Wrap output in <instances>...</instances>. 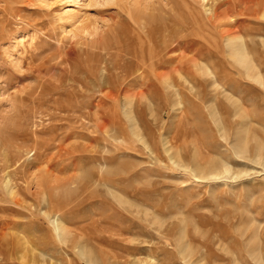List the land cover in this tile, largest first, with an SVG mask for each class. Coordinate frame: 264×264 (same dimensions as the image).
<instances>
[{
  "label": "rangeland",
  "instance_id": "rangeland-1",
  "mask_svg": "<svg viewBox=\"0 0 264 264\" xmlns=\"http://www.w3.org/2000/svg\"><path fill=\"white\" fill-rule=\"evenodd\" d=\"M0 264H264V0H0Z\"/></svg>",
  "mask_w": 264,
  "mask_h": 264
},
{
  "label": "bare ground",
  "instance_id": "bare-ground-1",
  "mask_svg": "<svg viewBox=\"0 0 264 264\" xmlns=\"http://www.w3.org/2000/svg\"><path fill=\"white\" fill-rule=\"evenodd\" d=\"M228 2V1H227ZM230 3V2H229ZM231 4V3H230ZM227 5V4H226ZM225 5V6H226ZM222 6V5H221ZM233 6V5H232ZM223 7V6H222ZM257 7V6H256ZM226 8V7H225ZM226 10H227V8H226ZM195 11V10H194ZM190 13H191V11H190ZM191 15V14H190ZM199 15V14H198ZM131 17V16H130ZM194 17V16H193ZM134 20V19H133ZM185 20V19H184ZM194 20H196L195 19V17H194ZM201 20V19H200ZM152 21V20H151ZM156 21V20H155ZM138 23V22H137ZM142 22H140V24H141ZM147 23V22H146ZM146 23H144V24H146ZM151 23V22H150ZM153 23V22H152ZM155 23V22H154ZM143 24V23H142ZM191 24V23H190ZM210 24V23H209ZM147 25V24H146ZM149 25V24H148ZM144 26V25H143ZM142 26V27H143ZM145 27V26H144ZM166 27H167V23H163L162 24V26L161 27H158V28H156V27H153V28H150L149 27V29H146V34H147V37H148V39H149V41L151 40V42L155 39L154 37L156 36V35H162L163 34V32H164V30L166 29ZM166 35V34H165ZM157 38V37H156ZM184 38V37H183ZM139 39H140V36H139ZM143 41V40H142ZM141 43H143V42H141ZM92 45L90 46L93 50H95V54H96V52L98 53H100V52H105V48H101L100 46H97V45H94L95 43H91ZM144 44V43H143ZM176 44V43H175ZM141 45V44H140ZM166 45V44H165ZM200 45V44H199ZM98 48H97V47ZM136 46V45H135ZM143 47H144V45H142ZM159 46V45H158ZM180 46V45H179ZM139 48L141 47V46H138ZM138 47H136V48H138ZM121 48V47H120ZM149 48V47H148ZM130 49V48H129ZM153 49V48H152ZM117 50H118V48H117ZM136 50V49H135ZM141 50H143V49H141ZM140 50V51H141ZM108 50H106V52H107ZM149 51V50H148ZM155 51V50H154ZM93 52V51H92ZM92 52H87V55H86V58H89V56L92 54ZM134 53V52H133ZM136 53V52H135ZM134 53V54H135ZM153 53V52H152ZM158 53V52H157ZM138 54H139V51H138ZM137 54V55H138ZM142 54H143V52H142ZM162 54V53H161ZM99 57H100V55H99ZM123 57V56H122ZM124 57H126V55L124 56ZM136 57V56H135ZM140 57V56H139ZM161 57V56H160ZM145 57H143V59H144ZM158 58H159V56H158ZM181 58V57H180ZM94 59H95V57H94ZM97 59V58H96ZM110 59V58H109ZM124 59V58H123ZM140 59H141V57H140ZM142 59V60H143ZM149 59H150V57H149ZM148 59V60H149ZM162 59V58H161ZM166 59V58H165ZM111 60V59H110ZM117 60V59H116ZM145 60V59H144ZM143 60V61H144ZM152 60V59H151ZM155 60V59H154ZM136 61V60H135ZM159 61V60H158ZM164 61V60H163ZM113 62V61H112ZM137 62V61H136ZM140 62H142L141 60H140ZM134 63V62H133ZM148 63V62H147ZM155 63V62H154ZM159 63V62H158ZM139 64V63H138ZM143 64V63H142ZM149 65H151V64H149ZM154 66L156 65V64H153ZM161 65V64H160ZM135 66V65H134ZM147 66V65H146ZM159 66V65H158ZM144 67V66H143ZM145 68V67H144ZM148 68H149V66H148ZM158 68V67H157ZM162 69H163V67H161ZM150 69V71H151V68H149ZM160 69V68H159ZM137 71V70H136ZM143 72V71H142ZM154 72H157V71H154ZM149 73H153V72H149ZM160 73V72H159ZM154 74V73H153ZM143 75H145L144 73H143ZM155 75V74H154ZM153 75V76H154ZM127 78V77H126ZM142 91H143V89H142ZM100 103V102H99Z\"/></svg>",
  "mask_w": 264,
  "mask_h": 264
}]
</instances>
